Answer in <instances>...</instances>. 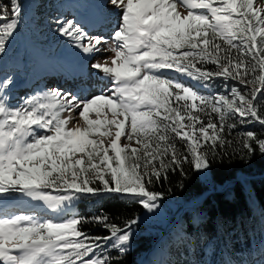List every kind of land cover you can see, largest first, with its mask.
<instances>
[{
    "label": "snow or ice",
    "instance_id": "obj_1",
    "mask_svg": "<svg viewBox=\"0 0 264 264\" xmlns=\"http://www.w3.org/2000/svg\"><path fill=\"white\" fill-rule=\"evenodd\" d=\"M108 4L116 16L111 42L74 20L55 23L83 53H114L110 62L91 65L111 89L81 96L52 88L11 106L14 80L0 77V264H113L118 257L108 248L125 254L138 219L120 227L107 215H68L76 201L124 197L153 213L164 196L152 190L154 183L169 172L186 175L185 164L209 169L238 125L264 126V7L254 0ZM21 18L20 0H0V55ZM217 78L233 86L212 92ZM73 112L82 126L77 120L69 127ZM237 135L248 154L264 155V138ZM25 197L66 218L56 222L35 209L17 213ZM86 223L108 235H88Z\"/></svg>",
    "mask_w": 264,
    "mask_h": 264
},
{
    "label": "trees",
    "instance_id": "obj_2",
    "mask_svg": "<svg viewBox=\"0 0 264 264\" xmlns=\"http://www.w3.org/2000/svg\"><path fill=\"white\" fill-rule=\"evenodd\" d=\"M20 3L21 22L6 54L0 55V77L7 75L14 80L10 90L11 106H19L24 99L49 90L42 81L34 79L33 72L42 65L39 51L70 68L72 61L68 56L75 46L59 34L55 20L65 19L69 5L75 6L80 13L88 8L81 0H20ZM233 83H228L226 88L223 80L217 78L211 82V91L226 93ZM201 91L209 94L207 89ZM244 131H253L264 138V126L258 123L238 125L227 136L233 141L231 146L219 149V155L211 159L207 180L185 164L186 175H181L179 170L169 172L167 179L151 186L152 190L164 193L162 204L171 199L179 201L176 208L210 192L199 205L186 210L179 221L177 232L186 234L185 241L175 243L172 236L164 242L170 248L171 264H264V177H261L264 155L259 150L248 154L242 148L237 134ZM228 182L231 184L217 189L218 185ZM143 209L139 203L124 197L102 196L77 201L75 214L88 218L107 215L111 223L123 227ZM14 211L24 210L15 208ZM190 224L193 229L189 232L186 230ZM138 228L143 230L142 225ZM82 230L90 236L108 235L105 228L93 223L84 224ZM155 238L156 235H140L134 247L123 255L108 248L112 257H118L113 264H137L136 258L152 248Z\"/></svg>",
    "mask_w": 264,
    "mask_h": 264
},
{
    "label": "rangeland",
    "instance_id": "obj_3",
    "mask_svg": "<svg viewBox=\"0 0 264 264\" xmlns=\"http://www.w3.org/2000/svg\"><path fill=\"white\" fill-rule=\"evenodd\" d=\"M81 1L84 7H88L86 9V12L80 13L76 10V8H72L70 11H67L64 14L65 15L64 20H68V19L74 20L75 22H78L82 27H84V29L88 31L90 34L92 35L102 34L109 40V42H111V34L113 27L115 26V19H116V16L114 14L115 10L112 9V6L110 4H108L107 8L104 7L106 0H81ZM254 6L264 7V0H254ZM178 10L181 12H186L183 6H179ZM110 12L112 14H109ZM103 16L107 18V21H105V25H109L107 28L105 27V29L107 30L105 31V33L93 29L94 26L93 24L98 23L99 17H101L102 19ZM69 53L70 54L68 56L69 57L68 59L72 61V64L70 63L71 65L69 67L73 68L72 69L73 72L77 71L79 73L78 75L83 74V77L81 78L82 81L87 82L90 85V89L93 88L95 90L94 93H92L90 89H89V93L80 92V90H78L76 87L72 88L73 87L72 84L64 87L58 82H53V81L50 82L44 80L43 77L46 76L45 72H47L46 70H44V64H43L42 72H40V70L37 72L35 71L33 72L34 79L42 81L43 85H46L48 87L49 86L51 87L52 85V88H58L61 89L62 91L72 92L74 94H78L81 96L96 95L100 93L99 90L107 91L109 89V86L111 88L113 87L112 83L103 77V73H101L100 71H95V69L92 68L91 65L97 62H103L105 57H108L110 62V58L114 55V53L110 51H105L102 53H96L94 55L89 56L88 54L83 53L81 50H79L76 47L72 50V52ZM38 54L42 55L45 58L47 57V55L44 54L42 51H39ZM46 82L50 83V85L46 84ZM230 82L231 81H229L228 83ZM97 86H99V88H97ZM19 90L20 88L18 89V91ZM63 115L67 116L69 114L66 112ZM71 115L74 117V120L72 123L69 124L70 127L77 120H79L81 126L83 125V121L79 119V117L75 112H73ZM122 142H124L123 139ZM208 172H209L208 169L200 171L201 176L205 180L209 178ZM240 179H243V177H241ZM224 187L225 185L224 186L218 185L217 189L222 190ZM53 194L55 195L58 193L53 192ZM22 200H23V204H22L23 206H27L32 210L35 209V211L44 218H50L56 222H59L66 218L65 214L57 215L55 213H52L51 210L46 209V206H44L42 202H32L26 197L22 198ZM76 202L72 207V211L70 212L71 214H75ZM15 203L16 201L8 202L9 205ZM178 204L179 201L174 199L165 201L164 204L160 202V207L155 212L149 213L146 209H143L142 212L137 216L138 223L133 225V227L131 228L132 237L128 251H130L134 247L135 239L138 238L140 235H146V236L156 235L152 248L147 252L141 253L136 258L137 264H154V262L155 264H164L163 261H161V256L167 258L165 253L168 254L171 253L170 248L168 247L163 248L164 240L166 239L165 241H167L173 236L175 243L178 242V244H180L185 241L184 240L185 237L183 236H185L186 234L184 232L179 234L177 230L179 229L178 223L181 220L180 218H182L183 216L181 215L182 209L186 204L182 205L179 208H176L175 205L177 206ZM192 204L193 203H191V205ZM32 210H26L24 212H31ZM19 212L20 211H17V213ZM139 225L143 226V230H140L138 228Z\"/></svg>",
    "mask_w": 264,
    "mask_h": 264
},
{
    "label": "water",
    "instance_id": "obj_4",
    "mask_svg": "<svg viewBox=\"0 0 264 264\" xmlns=\"http://www.w3.org/2000/svg\"><path fill=\"white\" fill-rule=\"evenodd\" d=\"M262 177H264V176H262ZM230 183H231V182H230ZM227 185H228V184H226L225 187H226ZM225 187H224V188H225ZM209 193H210V192L203 194L202 196H200V198H198V197L195 198V199L192 200V201H195L196 199H199L198 202H196L194 205H191L192 201L189 202V204H186V205L184 206L185 209L183 208L182 211H183V210H187V209H189V208H192V207H194V206L199 205V204H200V203H201V202H202V201H203V200L209 195Z\"/></svg>",
    "mask_w": 264,
    "mask_h": 264
},
{
    "label": "bare ground",
    "instance_id": "obj_5",
    "mask_svg": "<svg viewBox=\"0 0 264 264\" xmlns=\"http://www.w3.org/2000/svg\"><path fill=\"white\" fill-rule=\"evenodd\" d=\"M106 28H107V27H106ZM93 29H94V30H96V28H95V27H93ZM61 85H63L64 87L66 86L65 82H64V83H62ZM74 87H75V86H73L72 88H74ZM228 184H231V183H230V182H228ZM198 200H199V199H196L195 201H192V203H193L192 205H194L196 202H198ZM164 242H165V241H164ZM153 255H155V254H153Z\"/></svg>",
    "mask_w": 264,
    "mask_h": 264
},
{
    "label": "clouds",
    "instance_id": "obj_6",
    "mask_svg": "<svg viewBox=\"0 0 264 264\" xmlns=\"http://www.w3.org/2000/svg\"><path fill=\"white\" fill-rule=\"evenodd\" d=\"M169 258H170V257L168 256V258H167V259H168V262H169ZM169 263H170V262H169Z\"/></svg>",
    "mask_w": 264,
    "mask_h": 264
}]
</instances>
